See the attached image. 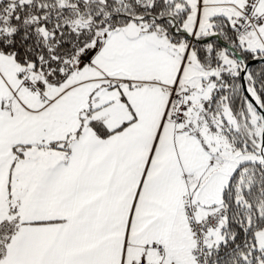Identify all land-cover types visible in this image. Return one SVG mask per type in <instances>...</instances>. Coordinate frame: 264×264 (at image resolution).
<instances>
[{
	"label": "snow or ice",
	"instance_id": "snow-or-ice-1",
	"mask_svg": "<svg viewBox=\"0 0 264 264\" xmlns=\"http://www.w3.org/2000/svg\"><path fill=\"white\" fill-rule=\"evenodd\" d=\"M0 264H264V0H0Z\"/></svg>",
	"mask_w": 264,
	"mask_h": 264
}]
</instances>
